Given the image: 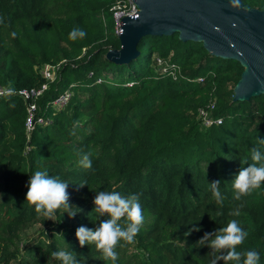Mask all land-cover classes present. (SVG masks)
Instances as JSON below:
<instances>
[{
  "label": "trees",
  "instance_id": "trees-1",
  "mask_svg": "<svg viewBox=\"0 0 264 264\" xmlns=\"http://www.w3.org/2000/svg\"><path fill=\"white\" fill-rule=\"evenodd\" d=\"M117 1L0 0V264H61L51 255L61 250L79 264H111L94 245L81 247L75 232L106 218H96L93 200L113 190L139 194L144 215L135 241L118 246L116 264H209L210 249L197 242L232 219L249 233L238 250L255 249L264 264V186L241 201L232 187L251 148L264 151L257 139H264V95L234 100L240 61L178 32L144 36L129 63L108 59L121 47L111 10ZM242 2L264 10V0ZM73 29L85 35L72 36ZM158 56L177 69L159 70ZM47 63L60 67L54 80L41 73ZM44 83L35 99L19 94ZM65 90L71 98L57 110L52 102ZM213 97L223 123L205 128L199 107ZM32 100L49 122L28 139ZM85 153L91 169L81 166ZM37 170L69 184L70 204L80 209L74 217L58 211L45 220L26 202ZM217 180L221 203L210 188ZM237 209L239 216L229 215ZM36 224L42 228L31 235Z\"/></svg>",
  "mask_w": 264,
  "mask_h": 264
},
{
  "label": "clouds",
  "instance_id": "clouds-1",
  "mask_svg": "<svg viewBox=\"0 0 264 264\" xmlns=\"http://www.w3.org/2000/svg\"><path fill=\"white\" fill-rule=\"evenodd\" d=\"M230 4L236 7L239 5V0H230ZM78 31L73 29L70 35L75 36ZM79 35L84 36L85 33L79 31ZM257 139L258 144L264 147V139ZM90 156L91 153L82 155V167L92 168ZM250 159L251 163L244 161V164L248 166H241L232 181L233 199L236 201H241L264 186V151L261 147L251 148ZM220 184L219 180L210 183L212 197L217 203H221L223 199ZM84 185H87L86 181L79 184L80 187ZM68 186L69 184L59 177L49 176L46 170H37L30 175L25 200L30 206H34L35 212L45 217V220H53L58 211L67 212L69 217H74L80 209L70 204ZM93 204L96 218H106L94 230L84 226L78 227L75 236L81 247L92 244L104 260L116 264L118 246L133 243L144 223L139 194L124 196L115 190L97 191ZM73 207L77 210L73 211ZM239 214V209L229 213L230 216H239ZM248 235L249 233L241 227L239 222L232 219L226 226L214 232H205L197 243L201 247L207 246L210 249L209 264H218V261H223V264H259L258 251L238 250ZM51 255L61 264H79L74 254L69 251H55Z\"/></svg>",
  "mask_w": 264,
  "mask_h": 264
},
{
  "label": "water",
  "instance_id": "water-1",
  "mask_svg": "<svg viewBox=\"0 0 264 264\" xmlns=\"http://www.w3.org/2000/svg\"><path fill=\"white\" fill-rule=\"evenodd\" d=\"M139 14L125 18L121 47L107 58L129 63L140 55L144 36L179 33L182 40L203 42L217 57L240 61L244 66L235 86L234 100L264 95V10L248 8L242 0H136Z\"/></svg>",
  "mask_w": 264,
  "mask_h": 264
},
{
  "label": "built area",
  "instance_id": "built-area-1",
  "mask_svg": "<svg viewBox=\"0 0 264 264\" xmlns=\"http://www.w3.org/2000/svg\"><path fill=\"white\" fill-rule=\"evenodd\" d=\"M111 10L113 11L115 19L114 32L115 35L120 39L124 31L125 18L138 15L140 7L136 0H118L111 7ZM155 61L158 69L162 70L163 72L169 70L171 67L177 69L174 63H171L169 60L162 57H156ZM59 68V65L47 63L42 67L41 73L47 80H54L57 77ZM173 74L174 77H177L175 70L173 71ZM204 80L205 78L203 76L197 78V81L199 82H203ZM47 86L48 84L44 83L42 87L38 89H22L19 91V94L28 100L32 98L35 99L43 93ZM1 93H3V90L0 88V94ZM71 95L72 93L70 90H65L52 102V106L57 110L64 108L69 102ZM216 104L217 100L215 97H213L206 105L199 107V118L203 127L209 128L223 123V117L215 115ZM38 111V104L33 100L30 101L27 107V117L25 121L28 139L31 137L33 130L38 125H46L49 122V120L43 115L38 114Z\"/></svg>",
  "mask_w": 264,
  "mask_h": 264
},
{
  "label": "rangeland",
  "instance_id": "rangeland-1",
  "mask_svg": "<svg viewBox=\"0 0 264 264\" xmlns=\"http://www.w3.org/2000/svg\"><path fill=\"white\" fill-rule=\"evenodd\" d=\"M41 228H42V226H41L40 224H36V225L34 226V228L30 229L29 233H30L31 235H38L39 232H40V230H41Z\"/></svg>",
  "mask_w": 264,
  "mask_h": 264
}]
</instances>
